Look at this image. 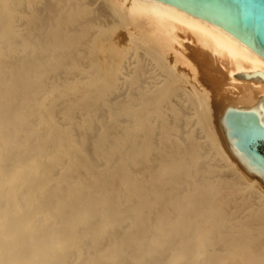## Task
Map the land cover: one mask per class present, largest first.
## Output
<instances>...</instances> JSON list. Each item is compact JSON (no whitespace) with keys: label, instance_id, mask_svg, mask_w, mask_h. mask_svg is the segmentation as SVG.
<instances>
[{"label":"bare ground","instance_id":"6f19581e","mask_svg":"<svg viewBox=\"0 0 264 264\" xmlns=\"http://www.w3.org/2000/svg\"><path fill=\"white\" fill-rule=\"evenodd\" d=\"M0 40V264H264V183L220 123L264 58L155 0H0ZM67 89L85 115L45 128Z\"/></svg>","mask_w":264,"mask_h":264},{"label":"water","instance_id":"95a60500","mask_svg":"<svg viewBox=\"0 0 264 264\" xmlns=\"http://www.w3.org/2000/svg\"><path fill=\"white\" fill-rule=\"evenodd\" d=\"M212 23L264 58V0H155ZM264 83L260 71L233 75ZM235 158L264 183V97L251 108L228 107L220 120Z\"/></svg>","mask_w":264,"mask_h":264},{"label":"rangeland","instance_id":"374dc122","mask_svg":"<svg viewBox=\"0 0 264 264\" xmlns=\"http://www.w3.org/2000/svg\"><path fill=\"white\" fill-rule=\"evenodd\" d=\"M0 42H1V40H0ZM103 86V84L101 85H98V86H90L89 88L90 89H96V88H99V87H102ZM66 94V95H65ZM79 95V92L78 91H76V90H71V89H67L64 93H63V96H65V98L66 99H72L73 101H74V103H72L71 104V106H70V108L69 109H66V107H64V111H62V113H58L57 115H54V116H52V115H46L45 116V118L47 119V125L45 124V128H49L52 124H58V122L59 123H63V122H68V123H73V122H75L76 120H77V117L79 118L80 116H84L85 114H83V112L80 110L84 105H85V100L84 99H82V98H78L77 96ZM67 96V97H66ZM68 96H72V97H68ZM76 97V98H75ZM48 99L51 101V104H52V106L54 105V107H57V106H59V103H60V101L62 100V99H64V98H62V96L60 95V96H55L54 94H50L49 96H48ZM78 99V100H77ZM73 108V109H72ZM70 110V111H69ZM71 110H73V111H71ZM82 113V114H81ZM64 114V115H63ZM76 115V116H75ZM56 117H58V118H60V119H57ZM75 117V118H74ZM86 117H88L87 115H86ZM86 117L84 118V122H85V120H86ZM58 120V121H57ZM116 119H112V121L113 122H116V124H117V121H115ZM72 121V122H71ZM96 124H97V126H96ZM95 124V126H96V128L98 129V132H99V134L102 136V134L101 133H103V127H102V125L100 124V122L99 121H97V123ZM94 125L92 126V127H95ZM94 128H92V131H94V130H96V129H94ZM101 130V131H100ZM76 135L80 138V140L81 139H83L84 137L82 136L83 135V132H82V130L79 132V133H76ZM76 135H74V139L76 140L75 142H77V139L79 140V138H77V136ZM82 142H84L83 140H82ZM86 143V142H85ZM87 144V143H86ZM90 145H92V147L95 149V150H97V152L102 148L101 146H99L98 145V142H97V140H95V139H93L92 140V142L91 143H89ZM108 169H106V168H101V169H97L96 171H95V174H99V173H103V171H105V173H106V171H107ZM102 171V172H101ZM102 178H103V176H102ZM102 178L101 177H99L98 179H100L99 181H101L102 182ZM104 179H105V177H104ZM80 180H81V178H80ZM79 179L76 181V182H79L80 181ZM1 188H3V187H1ZM40 192L42 193V194H44L45 192H46V190L44 189V188H42L41 190H40ZM33 204L31 203H28V207H30V206H32ZM36 206V205H35ZM33 208H34V205L32 206ZM22 211V210H21ZM43 214V216H45L47 213L46 212H43V213H41V215ZM92 215H94V212H93V214ZM4 221H5V219L4 220H1V224H4ZM101 225H104V223H101ZM69 238H70V236H69ZM74 242H77V239H74ZM5 243L6 244H8V245H14V243H15V236H9L8 238H6L5 239ZM75 245V244H74ZM13 252V250L11 251V253ZM64 256V254H63V252H61V251H59V249L57 248L56 249V251H55V256L51 259V263L50 264H57L59 261H63V259H62V257ZM73 259H74V262L76 261V257L74 256L73 257ZM187 262H184V263H181V264H186ZM65 264H67V263H65Z\"/></svg>","mask_w":264,"mask_h":264}]
</instances>
